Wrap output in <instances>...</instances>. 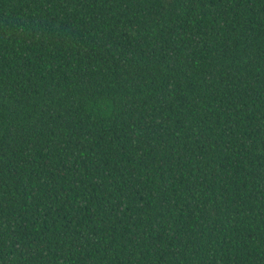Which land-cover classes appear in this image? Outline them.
Instances as JSON below:
<instances>
[{
    "label": "trees",
    "instance_id": "obj_1",
    "mask_svg": "<svg viewBox=\"0 0 264 264\" xmlns=\"http://www.w3.org/2000/svg\"><path fill=\"white\" fill-rule=\"evenodd\" d=\"M0 264H264V0H0Z\"/></svg>",
    "mask_w": 264,
    "mask_h": 264
}]
</instances>
